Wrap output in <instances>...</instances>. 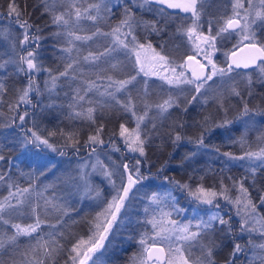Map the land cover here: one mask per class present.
I'll return each mask as SVG.
<instances>
[{
	"label": "snow or ice",
	"instance_id": "6c2138e0",
	"mask_svg": "<svg viewBox=\"0 0 264 264\" xmlns=\"http://www.w3.org/2000/svg\"><path fill=\"white\" fill-rule=\"evenodd\" d=\"M207 2L127 0L117 18L111 0H39L33 9L40 11L41 18H48L41 25L32 19V13L27 12L26 5L21 7L20 0H6V10L0 11V17L7 21V27L0 31V39H8L9 51L0 54V68L6 70L11 67L8 78L22 76L27 83L18 88L13 83L12 95L9 96V87L0 81V108L8 109L10 121L0 126L12 129L11 133L2 134L5 143L0 145V162L11 166L4 150H11L9 145L15 147L17 143L27 151L37 150L36 155L45 150L59 151L60 155H65L64 151L50 142L51 137L60 135L64 139L63 147L71 148L76 153L81 147L88 148L89 157H96L95 163L85 161L80 164L78 176L70 177L76 190H83L85 196L91 195V174L85 171L90 167L108 181L113 194L110 201H103L106 207L95 218L97 223L93 234L87 240L78 238L73 242L63 233H59V236L56 232L42 235V225L46 221L41 218V206L19 198L33 190V185L30 183L28 188L21 189L9 172L0 170V182H5L9 189L8 196L0 200V264H57L56 257L64 251L68 252L71 264H104L103 253L111 243L109 236L114 235L120 227L130 229L129 239L135 240L140 246V251L133 257V264H220L216 257L229 246L231 252L224 264H264V215L257 211L259 206H264V183L258 187L255 177L258 169H264V146L252 149L248 145L239 156L232 152L221 153L219 147L213 148L216 154L227 158L226 163L239 161L242 162L241 167L246 168L248 175L239 180L227 177L232 181L230 186L224 184V169H221L218 188L205 187L203 176L199 177L200 183L195 187L191 183L165 177L174 185V189L186 192L197 205L209 206L203 209L205 216L196 215L186 222L173 218V213L179 215L185 210L177 206L178 200L171 191L164 194L145 193L146 202H142V210L134 214L135 218L129 215L132 202L145 187L143 181L147 179L141 172L140 158H147V149L154 139L159 138L177 147L185 139L187 130L196 127L200 129L199 134L194 141L189 138L188 142L194 143L197 150L209 149L205 139L213 133L214 128L230 131L227 126L233 123L228 118L232 99L242 104L241 116L252 119L257 113L264 115V110L249 107L255 95L254 84L264 86V0H226L218 18L204 21ZM152 5L157 7L153 8ZM4 8L5 0H0V9ZM134 8L154 11L159 19L143 21L137 17ZM168 9H179L189 15L178 17L168 12ZM86 22L91 25L88 29L84 27ZM173 23L176 24L173 35L182 37V42L191 53L179 59L165 51L166 42L158 46V51L148 40V36L153 33L160 35ZM102 25L108 30L105 31ZM45 29L49 30L47 36L44 35ZM141 30L143 36L140 35ZM234 36L239 39L233 45V50L224 53L226 66L219 67L213 60V54L220 50L218 45ZM99 38H103L106 43L102 50H93L89 42ZM49 39L53 41L52 55L59 61L55 68L44 64L42 42ZM179 47L176 45V50ZM239 47L248 50L246 58L236 57L235 49ZM121 55L123 61L117 59ZM198 55L206 63L197 60ZM113 60L117 62L112 63ZM123 68H130V71L125 73ZM89 69L92 70L91 75L88 74ZM237 69L245 71L238 72ZM41 73H47L44 90L52 101L49 104L33 103L36 96H43L37 81ZM141 75L146 78L158 77L163 85H167L166 98L155 103L149 102L147 79L143 81V94L132 96L131 89L136 87L137 78ZM214 77L220 80V86L212 96L216 115L208 113L189 124L184 119L188 114V106L201 101L208 104L206 94L211 88L208 82L215 83ZM61 81L68 82L69 91L64 95L71 110L69 118L89 121L92 127L83 144L76 130L67 133L63 130L59 133L50 131L47 136H43L35 123L34 110L38 106H56L53 94L59 99L56 90ZM101 81L107 83L101 84ZM241 83L243 88L240 87ZM94 95L108 99L101 103L93 99ZM111 102L124 113H130L136 124L134 128H129L125 123H120L118 130L113 129L106 142L103 138L105 125L97 123L94 113L97 107L103 110ZM21 105L26 106L22 113ZM140 105L142 111L138 114ZM29 107L33 112L28 111ZM153 108L156 113L149 120V127L145 120ZM173 111L179 115L173 118ZM217 117H220L219 123ZM28 119L33 120L30 128L25 127ZM169 120L171 123H165ZM15 129H19V133ZM117 137L123 142L124 158L128 162L106 164L100 159L102 149L114 144ZM260 140L264 144V136ZM238 142L244 149V137ZM112 150L121 151L119 147ZM194 155L192 153L185 159L191 160ZM108 159L111 160V157ZM40 174L43 175L42 172ZM248 176L252 180L246 187ZM13 188L15 192L11 190ZM233 189L236 191L235 196L230 195ZM253 192L257 203L253 202ZM221 199L235 209L234 215L225 211ZM44 203L45 210L51 204L63 215H68L61 205L47 199ZM101 216L104 217L103 222H100ZM234 217L239 218L235 223ZM21 220L31 222L21 223ZM64 240L71 244L70 248H65L62 243ZM194 251H198L199 255L194 257ZM241 257L244 259L241 260Z\"/></svg>",
	"mask_w": 264,
	"mask_h": 264
},
{
	"label": "trees",
	"instance_id": "16d2710c",
	"mask_svg": "<svg viewBox=\"0 0 264 264\" xmlns=\"http://www.w3.org/2000/svg\"><path fill=\"white\" fill-rule=\"evenodd\" d=\"M127 2L124 0L123 3ZM21 7L27 6V12L32 13V19L43 25L44 22L48 19L47 16L41 18V13L39 10L33 9L34 4L38 3V0H20ZM123 5V4H122ZM122 5L115 6V11L117 16H119L120 11H122ZM153 8L157 7L152 5ZM224 4L220 0H210L205 5V11L207 15L203 17L204 21L218 18L223 11ZM6 10V0L5 8L0 9V11ZM136 15L138 18H141L143 21H153L159 19L156 13L136 10ZM178 17L179 14H175ZM3 19L0 17V20ZM190 22V21H189ZM86 22L84 24L85 29L90 28V24ZM161 26H163L161 22ZM105 28V26L102 25ZM207 28V24L205 23ZM176 24H169L166 27V30L163 31L160 35L152 34L148 36L153 44V47H156L159 51V45L166 42L165 51L179 59L180 57H185L188 52L187 47L182 42L183 38L179 35H173L175 33ZM49 33L48 29H45L44 35L47 36ZM140 35L143 36L144 32L141 30ZM96 42L99 45H93L95 42H89L91 48L96 50L102 48L103 44L99 40ZM232 39L224 42L222 45H218L220 50L216 54L213 60L217 63L219 67L226 66V57L225 52H230L233 49ZM44 48V64L46 67L55 68L59 61L53 57L51 39L42 42ZM180 45L179 50H176L175 46ZM9 51V41L7 38L0 39V54ZM117 59L123 61V58L119 56ZM199 60V59H198ZM128 72L130 68H126ZM238 72H244V70ZM12 72V68L8 67L6 70L0 68V81H3L7 87H9L10 92L9 96L12 95V85L15 83V86L18 88L22 84H25L27 81L22 76L15 78H8V74ZM88 74H92V70H88ZM111 74V72H110ZM94 78V77H93ZM40 77H37L39 82ZM240 80V78H237ZM138 83L136 87L131 89V95L137 96V94H143L145 85L140 82V78H137ZM215 83L209 81L208 84L211 86L207 92L208 104L205 105L201 103L194 102L193 105L188 106V114L184 119L187 120L189 124H192L194 120H200L203 115L212 113L216 115V107L213 104L212 96L215 94L217 89L220 86V80L217 77H214ZM207 87V86H206ZM240 87L243 88V83L240 84ZM148 89V100L151 103H155L161 97H164L167 92L159 89L157 85L149 80L147 84ZM69 91L68 82L61 81L58 84L56 92L59 94V99H56V94H53V99H55L56 106L51 108H44L41 106L40 110L35 109V123L38 125L39 131L43 136H47V133L50 131H56L57 133L60 130H63L65 133L76 130L79 132V139L81 144L87 139V136L92 131L90 127V122L80 119L69 118V112L71 111L68 108V101L65 98L64 93ZM204 90H202L203 92ZM253 91L255 93L254 97L251 99L249 107L253 109L264 110V86L259 83H255L253 86ZM160 93L157 98H154L155 95ZM42 104H49L52 101L48 99V94L42 96ZM93 99L99 100L101 103H104L108 98L100 97L94 95ZM124 99V97H121ZM190 99V96H189ZM33 103H36V100H33ZM230 109L228 111V118L233 121L232 124L228 125L227 128L230 131H226L224 128H214L213 133L205 139V143L209 145V149H200L203 152L195 151V144L189 143L188 140L191 138L193 141L196 136L199 134L200 129L196 127H190L187 130L185 139L181 142L180 146L174 147L170 142L162 141L157 138L154 139L151 146L147 149V158H141V172L142 174L149 178L148 181L144 182L145 187H143L140 192L136 194V199L132 202V208L129 210V215L135 218V213L142 210V202L145 201V193L151 195L152 192H159L161 194L167 193L168 191L172 192V195L178 200V207L183 208L185 211L181 212L179 215L173 213V218L186 222L187 220L193 219L194 216H200V208L194 202H189L190 205H184L182 202L186 198L185 192L176 188L174 185L169 183L168 180H165V177H169L172 180H178L183 182H188L195 187L197 183H200L199 177L203 176V184L205 187H219L221 169H224L223 175L225 177L224 184L230 186L232 181L228 180L227 177L231 176L237 180L248 175L246 169L238 167V165H231L226 163L227 158L222 155H218L213 161L211 158L215 155L213 151L214 147H219L220 152H232L235 155H242L243 151L246 150L247 146L250 145L252 149H257L258 146H264L261 144L260 137L264 136V115L257 113L252 119L249 117L241 116L240 111L242 104L237 99H232L230 101ZM87 107V105H85ZM25 107L21 105L20 112L24 111ZM79 110V109H77ZM28 111L33 112L32 108H28ZM138 113L142 111V105L137 108ZM172 111V110H170ZM101 112L103 114H101ZM0 125L8 124L9 121V112L6 107L0 108ZM155 108L149 111V116L146 118L145 123L151 127L149 120L155 116ZM179 115L178 112L173 111V118ZM222 116V113L220 114ZM94 116L97 117V123H103L105 125V133L103 138L107 142L109 135L113 129H117L120 123H125L128 120V115L125 114L118 106L114 105V102L109 103L106 107L101 110L97 107V111L94 113ZM220 117H217V123H219ZM18 123V121H17ZM159 124V121H157ZM165 123H171V120L166 121ZM127 125V124H126ZM33 126V120L28 119L25 127L30 128ZM143 126V125H142ZM35 130V129H34ZM12 129L5 128L0 126V145L5 143L3 140L2 134L11 133ZM19 133V129H15ZM231 137V139H229ZM241 137H244L246 140V146L242 149L241 144L238 142ZM50 142L60 150L64 151L65 155H60L59 151L51 153L40 152L39 155H36L37 150L27 151L17 143L15 147H9L4 150V155L6 158H10V165L0 162V170L7 171L11 175V178L19 186V188L24 189L28 188L29 184L33 185V190L28 193H24L22 198L24 200L31 201L32 204H39L41 206L40 215L43 220L46 222L42 225L43 232L42 235L49 232H56L59 236V233H63L66 238H70L73 242L75 239L84 238L89 236L92 231V226H94L96 221V216L103 210V201L108 199L105 195L106 190L100 189L99 197L89 196L88 198H78L77 194H74L73 190L70 188V177L71 173L69 171L70 165L77 164L80 162V159L85 158L89 153L88 148L81 147L79 153H76L71 148H65L64 139L60 135L50 138ZM119 147L121 149L119 155H121L118 160L120 163L128 162L124 158L122 143H119L117 138L115 143L108 145L102 149V152H106L109 148ZM100 151V150H98ZM195 153L192 156L191 160H186L185 157L190 154ZM211 159V160H210ZM132 162H135L134 160ZM43 173L41 175L40 173ZM189 177L192 179L190 180ZM257 186L259 187L261 183H264V169H258L256 174ZM251 176H248V180L245 183L247 187L251 183ZM117 183L119 181L117 180ZM15 189V188H14ZM16 190V189H15ZM251 191V189H250ZM0 189V194H1ZM232 193V192H231ZM230 193V195H231ZM36 195V196H35ZM41 195L43 199H41ZM253 202L257 203L255 192L252 193ZM35 196V197H34ZM33 197V198H32ZM45 199L52 201L53 203L59 204L63 207V210L68 213L67 216L63 215L61 211L53 208L50 205L47 206L45 210ZM23 200V199H22ZM226 202L221 199V205L224 207ZM192 206V208H191ZM195 207V208H194ZM225 208V207H224ZM257 211L264 215V206H259ZM204 212V211H203ZM69 217H71L69 219ZM21 223H30V220H21ZM119 229L115 231L114 235H110L109 239L111 243L108 244L106 251L103 253L104 264H131L133 262V257L136 253L140 251L139 245L135 240H130L129 235L131 230L128 228ZM22 241L25 238H21ZM65 244V248H70L71 244L67 240L62 241ZM107 244V241L105 242ZM227 257V248L224 249L216 258L220 264H224V260ZM57 264H65V261H68V264H71V261L68 260V252L64 251L60 253L57 257Z\"/></svg>",
	"mask_w": 264,
	"mask_h": 264
},
{
	"label": "rangeland",
	"instance_id": "374dc122",
	"mask_svg": "<svg viewBox=\"0 0 264 264\" xmlns=\"http://www.w3.org/2000/svg\"><path fill=\"white\" fill-rule=\"evenodd\" d=\"M127 1V0H126ZM208 1H210V0H208ZM38 2H39V0H38ZM123 2H124V0H111V4H112V6H120V5H122L123 4ZM220 2L221 3H223V4H225L226 3V0H220ZM229 11H230V8H229ZM122 11H120V13H121ZM120 15V14H119ZM189 15V14H188ZM117 18H119V16H117ZM115 21H113V23H114ZM89 24H90V22H88ZM88 24V25H89ZM7 27V21H5V20H3V19H1L0 20V31H2L4 28H6ZM91 27V26H90ZM104 30L105 31H107L108 29H107V27H105L104 28ZM206 30H207V28L205 27V32H206ZM182 38V37H181ZM239 38L238 37H236V36H234L233 38H232V43L235 45L236 43H237V40H238ZM100 41V42H102V44L104 45L105 43H106V41L103 39V38H99V39H97V41ZM99 45V43L98 42H96L95 41V43L93 44L94 46L95 45ZM103 47V46H102ZM98 49H100V50H102V48H98ZM191 54V53H190ZM216 54H218V51L217 52H215L214 54H213V58H214V56L216 55ZM121 57L123 58V56L121 55ZM196 59L198 60H201V62H205L206 63V61H203V59H202V56H200V55H198L197 57H196ZM117 61L116 60H113L112 61V63H116ZM90 70V69H89ZM122 71H127V69L126 68H123L122 69ZM110 74V73H109ZM132 74H134V73H132ZM37 77H40V79H39V82H38V84H39V86H40V88H41V91L43 92V94L44 95H46V94H48L47 93V91H45L44 90V81L47 79V73H41V74H39ZM140 78V82H142L143 83V81L145 80V79H147V81L149 82V80H151L152 82H154L156 85H157V87L160 89L161 88V90L162 91H165V92H167V89H168V86L167 85H163V82L162 81H160L159 80V78L158 77H155V76H152V77H143L142 75L139 77ZM27 83V82H26ZM25 83V84H26ZM99 83H101V84H103V83H107V81H101V82H99ZM144 84V83H143ZM163 85V86H162ZM103 89L101 88V91H102ZM203 90V89H202ZM160 96V93H158L157 95H155L154 96V98H157V96ZM166 95H167V93L165 94V96L164 97H161L160 99H158L156 102H159L161 99H163V98H166ZM35 100H36V103L37 102H42V103H44L43 102V99H42V97L41 96H36L35 97ZM22 106H24V107H26L25 105H22ZM29 108H31V107H29ZM40 108H41V106H38L37 107V109H39L40 110ZM141 112V111H140ZM139 112V113H140ZM138 113V114H139ZM125 114H127L128 115V120H127V122H126V126L127 127H129V128H134L135 127V124H136V121H135V118L134 117H131V114L130 113H125ZM117 140H118V142L119 143H122V145H123V142H122V140H120L119 139V137H117ZM114 147L113 146H111V148H109L108 150H106V152H102V154L100 155V159L101 160H103L106 164H116V165H118V163L119 162H121L120 160H118V158H120L121 157V155H119V153L118 152H115V151H113L112 149H113ZM124 147H123V153H124ZM195 151H200V152H203V151H201L200 149L199 150H197V148H195ZM44 153H51V154H54V152H52V151H50V150H45V151H43ZM108 157H111V160H109L108 159ZM216 157H218V155L215 153V155L211 158L213 161H215V158ZM141 159V158H140ZM210 159V160H211ZM116 160H118L117 162H116ZM85 161H87L89 164H92V163H95V161H96V157L95 156H92L91 158L89 157V153H88V155H86L85 156V158H83V159H80V162H77V164H73V165H70V169H69V171H70V173H71V177H76V176H78V169H79V165L80 164H82V163H84ZM132 163H134V162H132ZM241 163L242 162H239V161H232V162H230V164L231 165H238V167H241ZM242 169H246L245 167H241ZM85 171H87L88 173H90L91 175L89 176V181H90V185H91V187H92V189H93V191H92V193H91V195L90 196H97V193H99L100 194V189H99V187L102 189V187L103 188H105V190H106V193H105V195H107V197H108V199L106 200V201H110L111 200V196H112V190H111V187H110V185L108 184V181L102 176V175H100L98 172H93V170L89 167V168H87V169H85ZM148 179L149 178H147V179H145L144 181H143V184H144V182H146V181H148ZM97 185H99V187L97 186ZM70 188L73 190V192H74V194H77V196H79L78 198H82V197H84V198H88L89 196H85L84 195V192H83V190H81V191H77L76 190V188H75V186L73 185V183L71 182L70 183ZM0 189H1V194H0V200H2L4 197H6V196H8V194H9V189H8V185L5 183V182H0ZM13 192H15L16 190L13 188V189H11ZM182 192H184V191H182ZM186 193V192H185ZM231 195L232 196H235L236 195V191L233 189L232 190V193H231ZM36 196V195H35ZM34 196V197H35ZM99 198H101L100 196H98ZM21 200L23 199L24 200V197L22 198L21 196L19 197ZM33 198V197H32ZM188 201L189 202H193V200L186 194V198H184V200H183V204L186 206V205H190V204H188ZM13 203H15V200H13ZM195 203V202H194ZM225 205V204H224ZM103 207L102 208H104V207H106V204L104 203L103 205H102ZM199 206V208L201 209L200 210V216H205V212H203V209H205V208H207V207H209V206H207V205H198ZM225 207V211H228L229 212V214H233L234 215V212H235V209L234 208H232L231 206H229V205H225L224 206ZM191 208H192V206H191ZM195 208V207H194ZM123 211V210H122ZM223 214V213H222ZM110 218V217H109ZM239 218L238 217H234V223L238 220ZM103 220H104V217L103 216H101L100 217V222H103ZM97 223V221H95V224ZM94 224V225H95ZM237 227H238V225H237ZM119 229H123L122 227H120ZM95 231V228H94V226H92V231H91V233L89 234V236H85L83 239H85V240H87L92 234H93V232ZM243 242V241H242ZM139 245V244H138ZM139 248H140V246H139ZM229 252H231V246H229L228 248H227V255H228V253ZM199 255V252L198 251H194L193 252V256L195 257V256H198ZM244 258L243 257H241V260H243ZM131 264H133V262L131 263Z\"/></svg>",
	"mask_w": 264,
	"mask_h": 264
},
{
	"label": "water",
	"instance_id": "95a60500",
	"mask_svg": "<svg viewBox=\"0 0 264 264\" xmlns=\"http://www.w3.org/2000/svg\"><path fill=\"white\" fill-rule=\"evenodd\" d=\"M167 11H168V12H171V13H173V14H179V16H185V15H187V14H185V13L180 12L179 9H168ZM232 50H233V49H232ZM235 52H236V57L239 58V59L246 58V57L249 55L248 50L245 49V48H243V47L236 48V49H235ZM237 70L242 71V70H244V69H237ZM244 71H245V70H244ZM248 71H250V70H248Z\"/></svg>",
	"mask_w": 264,
	"mask_h": 264
}]
</instances>
